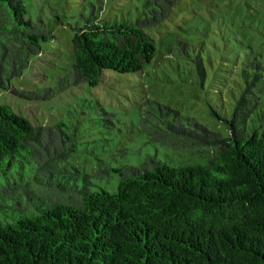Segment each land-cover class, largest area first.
Wrapping results in <instances>:
<instances>
[{
  "label": "trees",
  "instance_id": "16d2710c",
  "mask_svg": "<svg viewBox=\"0 0 264 264\" xmlns=\"http://www.w3.org/2000/svg\"><path fill=\"white\" fill-rule=\"evenodd\" d=\"M175 2L147 0L135 22L92 13L74 27L61 86L97 85L105 69L143 70L156 55L145 27L167 18ZM26 13L24 0H0V88L53 36ZM263 70L257 59L243 69L228 115L211 109L227 133L164 104L147 109L141 128L150 139L176 137L213 153L177 165L148 155L115 167V191L94 188L93 175L111 168L89 173L73 162L75 129L34 124L0 103V264H264Z\"/></svg>",
  "mask_w": 264,
  "mask_h": 264
},
{
  "label": "rangeland",
  "instance_id": "374dc122",
  "mask_svg": "<svg viewBox=\"0 0 264 264\" xmlns=\"http://www.w3.org/2000/svg\"><path fill=\"white\" fill-rule=\"evenodd\" d=\"M24 2L27 17L51 27L53 36L42 41L10 88H0V103L34 124L63 121L66 130L75 129L81 144L73 162L89 173L111 168L93 175L94 188L115 191L119 173L113 168L140 165L148 155L172 165L210 156V147L176 137L150 139L141 128L143 114L159 112L164 104L227 133L224 119L211 109L228 115L243 69L255 59L264 64V0H176L167 18L145 27L156 55L143 70L105 69L97 85L84 81L62 87L60 78L73 62L74 27L92 13L135 22L145 16L147 0ZM29 90L51 95L21 93Z\"/></svg>",
  "mask_w": 264,
  "mask_h": 264
}]
</instances>
